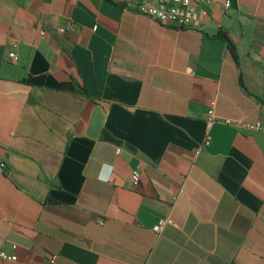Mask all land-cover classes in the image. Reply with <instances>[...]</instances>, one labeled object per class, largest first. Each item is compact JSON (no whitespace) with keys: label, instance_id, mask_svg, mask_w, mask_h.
Masks as SVG:
<instances>
[{"label":"crops","instance_id":"0c3cea01","mask_svg":"<svg viewBox=\"0 0 264 264\" xmlns=\"http://www.w3.org/2000/svg\"><path fill=\"white\" fill-rule=\"evenodd\" d=\"M208 1L0 0V264H264V0Z\"/></svg>","mask_w":264,"mask_h":264},{"label":"built area","instance_id":"2783aa9c","mask_svg":"<svg viewBox=\"0 0 264 264\" xmlns=\"http://www.w3.org/2000/svg\"><path fill=\"white\" fill-rule=\"evenodd\" d=\"M208 0H141L138 5L139 13L150 17L151 19L159 22L160 24L177 29L191 28L194 26L197 20L196 8L200 3H208ZM225 12H229L231 8V1L226 0L224 3ZM12 58H15V53H10ZM261 102L264 106V90L261 94ZM216 102L210 103L208 111V124L213 125L218 122L215 116ZM226 124H231L238 129H245L251 132L264 133V120H258L251 123H234L230 120L225 121ZM208 140L206 141V144ZM6 169V163L0 162V176L4 174ZM138 172L133 173L134 181L138 183ZM165 222L161 221L160 225H164ZM0 258L3 260H16L15 255H8L5 252H0ZM57 255L49 254L47 257L48 264H55Z\"/></svg>","mask_w":264,"mask_h":264},{"label":"trees","instance_id":"16d2710c","mask_svg":"<svg viewBox=\"0 0 264 264\" xmlns=\"http://www.w3.org/2000/svg\"><path fill=\"white\" fill-rule=\"evenodd\" d=\"M222 38L227 42L229 48L232 50L233 54L235 55V53H234V45H233L232 41L225 34L222 35Z\"/></svg>","mask_w":264,"mask_h":264}]
</instances>
